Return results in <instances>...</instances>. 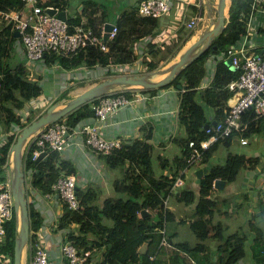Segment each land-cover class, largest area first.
I'll return each mask as SVG.
<instances>
[{
    "label": "trees",
    "instance_id": "trees-1",
    "mask_svg": "<svg viewBox=\"0 0 264 264\" xmlns=\"http://www.w3.org/2000/svg\"><path fill=\"white\" fill-rule=\"evenodd\" d=\"M114 1L116 3V0ZM254 2L255 0H231L229 22L223 32L174 81L163 86H178V84L183 86L181 89L179 122L185 128L186 135H177L173 138V141L178 144L181 154L176 156L175 166L162 165L163 168L170 170L171 175H157L152 165L154 147L148 141L135 139L132 143L126 142L121 150L103 155L111 168L122 167L127 164L123 176L117 178L114 182L116 195L108 196L103 202L97 203L95 200L97 198L96 194L91 193V190L82 191L79 189L78 195L81 199L82 210L67 209V212L62 216L59 227H66L72 223H77L80 226L79 233L72 235V241L76 245L89 247L90 242L88 240L103 241L107 244V252L98 264H165L159 260L150 259L149 254L152 252L139 254L137 246L149 239L151 235H154L156 240L152 251L155 253L159 249V243L163 235L155 230L158 227H166L172 219L171 211L164 203L165 197L169 195L178 196L185 203H193L197 199V193L192 188L181 189L178 193L176 190L171 191V188L179 173L189 166L187 163L190 152L189 141L193 139L199 144L200 141L208 138L202 126L211 122V120L206 115L205 108L198 98H205L203 103L215 108L214 119H221L224 106L232 95V92L227 88V84L238 77L239 70L228 69L224 74L216 72L211 87L204 89L203 93H200L198 86L206 75L205 62L207 59L213 54L226 52L229 47L237 44L246 33L247 25L245 21L252 12ZM42 5L58 7L61 10L71 6L69 0H42ZM83 5L82 10L76 9L79 5L72 6L74 11L67 19L70 31H73L74 27L81 23L84 14L88 16V24L99 30L108 21L117 23L119 31L115 37L104 38L109 45V51L104 52L99 47L90 45L80 49L71 58L59 54H47V64L51 65L58 61L67 69H72L83 64L89 67L97 64L105 66L110 64L111 61L117 64L132 63L138 58L132 45L133 42L155 34L157 28L161 25L159 18L139 14L137 4L132 5L130 8L124 7L119 14L114 13L115 4L109 7L102 0H83ZM17 6L19 5L0 0L1 10H11L17 8ZM242 13L244 14L243 17ZM183 38L180 35V39ZM18 39L13 23L0 16V72L4 76L3 88L0 91V113L3 114V116H0V121L3 122L7 133H9L7 139L0 144V183L7 178L6 168H9L10 148L18 136L15 133H10V130L14 127L13 124L21 121L16 109L25 108L27 101L43 93L42 85L29 78L28 70L23 64L14 67L7 62ZM215 45L217 48H215ZM155 46V44H150V50L153 54L158 53L160 49H156ZM150 65L148 70L157 67V63L151 62ZM221 66H223V63H221ZM157 89L154 88L151 91ZM126 94L130 96L129 91ZM93 113L90 102H87L65 116L63 120L69 125L75 126L85 118L92 116ZM243 118L248 121V134L263 130L264 118L257 117L253 109L247 110ZM152 136L153 133L149 132L147 138ZM233 144V138L228 137L215 141L203 150L204 163L209 170L199 183L197 212L201 216L212 214L213 207L217 206V201L208 197L214 188L213 183L216 179L222 178L232 182L238 178L242 169H255L262 166L260 157L264 155V152L257 156H250L245 153L229 151L226 153L224 161H216L217 159L213 156L219 147L225 146L229 149ZM160 158L162 162H169V159ZM27 166L33 172L32 186L44 194L51 190V185L57 180L62 171L66 173L75 171L72 162L61 158L60 153L57 151L52 152L49 158H43L39 162L29 156ZM143 210L147 211L143 213ZM105 218L110 219L112 225L103 224ZM31 220L33 229L38 230L42 223V216L33 207L31 209ZM16 221L14 211L13 217L6 222V235L0 242V255H7L11 264H14ZM208 225V221L202 218L196 219L192 223V227L201 241L208 237ZM89 234H92L94 238L89 239L87 237ZM180 247L197 251L199 247L204 248V244L199 243L198 247L195 248H191L187 244H180ZM244 250V240H236L228 255L221 259L220 263L236 264L243 255ZM7 264L9 263L7 262Z\"/></svg>",
    "mask_w": 264,
    "mask_h": 264
},
{
    "label": "crops",
    "instance_id": "crops-1",
    "mask_svg": "<svg viewBox=\"0 0 264 264\" xmlns=\"http://www.w3.org/2000/svg\"><path fill=\"white\" fill-rule=\"evenodd\" d=\"M230 1L228 0L227 9L230 7ZM133 2L137 4L139 0H129L128 6ZM120 4L123 6L122 9H118ZM120 4L114 5V13L117 11L119 14L127 5L123 1ZM199 4H201V9L205 13L203 22L199 23L195 28L197 29L195 34L199 35L200 32L210 25L212 18H217L219 0H172L169 12L159 18L161 25L157 28L156 33L133 42L132 45L138 58L129 63V65L134 68L133 70L136 73L151 71L148 70L151 62L157 63V67L153 70L160 69L163 67H160L161 65L171 62L180 54L183 48L181 46L184 44V38L180 39L181 28L183 30L186 29L185 22L190 20L200 9ZM255 4L256 9L254 10L252 24L248 27V32L246 33L247 39L244 40L246 34L243 35L239 45L245 44V47L248 48L246 50L250 52L253 50L264 52V0H256ZM74 5H79L76 9L82 10L83 1L80 0ZM63 10H67V17L74 11L72 6ZM86 21H88V16L84 14L81 22ZM168 40H170V43ZM18 42L19 40L16 41V44ZM16 44H14V47ZM150 44H155L156 49L160 48L158 53L153 54L151 52ZM15 48L20 64H23L26 69L28 68V72L33 70L31 65L26 64L27 60L22 45L17 44ZM164 51L169 52V55L162 57L165 53ZM11 54H13V51ZM227 58L223 51L213 54L207 59L205 62L206 75L198 86L200 93L204 90L203 87L205 89L211 87L216 72L224 74L228 69L238 71L236 66V68H233L231 65L226 64ZM7 62L10 64V59ZM221 63H223V66L220 67ZM35 64H37V68L34 67L37 73L45 68L39 62ZM19 65H14V67ZM53 67L52 65L46 66V69H53ZM115 67H117V63L113 61L105 66L97 64L89 67L83 64L72 69H67L64 66L56 67V84L62 78L67 81L77 79L82 73V69L96 83L109 74H115V70H113ZM75 69H81V71L75 72ZM40 83L43 85V82ZM181 89L174 85L158 88L155 91L142 88L128 89L130 97L135 98V101L123 107L118 115L109 118L107 124L101 128L102 134L106 138L121 137L126 139V141L135 139L148 141L154 147L152 165L157 175H171L170 170L163 168L162 165L165 164L171 167L176 165L175 158L181 154V150L178 144L173 141V138L177 135H186L185 128L179 122ZM140 92L146 93L145 97L136 99ZM42 95L44 93L40 96ZM198 99L204 106L208 118L210 120L214 119L215 108L203 103L201 98ZM84 122H95L94 113L81 123ZM149 132L153 133L151 138H147ZM260 135L264 139V130L260 132ZM6 136V127L0 121V144L7 139ZM233 141L239 142L237 140ZM233 145L236 144L234 143ZM229 149L221 146L213 157L219 158L222 150L225 155L230 151ZM257 152L259 151L253 150L254 155ZM60 156L74 165L75 171L73 173L78 178V190H91V193L96 194V199L102 198V202L106 197L116 195L114 182L117 178L123 176L127 164L122 167L111 168L103 155L90 154L80 146H73ZM221 156L223 155L221 154L220 158ZM160 157L169 159V162H162ZM261 158L264 159V155ZM261 164L262 166L255 169L244 168L240 171L235 181H226L223 187L217 188L215 186L213 188L208 196L217 201V206L213 207L212 214L201 216L197 212V199L199 197V187L197 188V186V199L193 203H185L178 196L169 195L168 209L171 211L172 219L165 228L170 245H161L160 242L159 249L154 253L152 248L155 244L156 236L151 235L149 239L137 246L139 254L143 253L141 251L142 245L147 242L145 254L152 252L156 255V260L165 264H221L220 260L228 255L236 240H244L245 250L236 264H264V162ZM203 165L206 167L205 163ZM201 167L203 166L193 165L183 169L185 170L183 175L185 176L186 184L176 190L177 193L181 189H191V187H187V183L189 184L187 172L190 170H193V180L199 185L195 171ZM6 171L8 174L7 168ZM182 172L179 173V176ZM31 193L32 201L30 207L31 209L33 207L42 216V223L37 232L49 250L54 264H70L68 259L61 254V245L72 240V235L79 233V224L72 223L66 227H59L62 216L67 210L59 205L56 194L48 198L46 193L44 194L34 187ZM199 218L207 220L209 223L208 237L203 241L197 236L196 231L192 227L193 221ZM103 224L110 226L112 221L105 218ZM87 237L89 239L94 238L92 234ZM88 242H90L89 247H96L97 249L93 252L90 262L87 264H98L107 252V244L96 240H88ZM199 243L204 244V248L199 247L197 251L180 247V244H187L191 248H195L198 247ZM7 262H9V257L0 255V264H7Z\"/></svg>",
    "mask_w": 264,
    "mask_h": 264
},
{
    "label": "built area",
    "instance_id": "built-area-1",
    "mask_svg": "<svg viewBox=\"0 0 264 264\" xmlns=\"http://www.w3.org/2000/svg\"><path fill=\"white\" fill-rule=\"evenodd\" d=\"M4 1L19 5L11 10L0 9V16L8 22H12L14 30L19 32L18 38L23 44L27 65L32 66L39 62L47 66V54H59L71 58L80 49L90 45L97 46L104 52L109 51V45L104 40L105 25L99 30L86 21L76 25L74 30L70 31L67 20H63L56 13L51 14L48 11L49 8H56L57 11H61L58 7L42 5V0ZM171 5L172 0H139L137 3L139 14L154 18H161L168 13ZM199 6L200 9L196 14L185 22L187 30H193L199 23L203 22L205 13L201 9V4ZM255 9L256 4L254 2L252 12L245 21L246 33L252 24ZM241 15L244 16L243 13ZM111 22L114 25L109 38L115 37L119 31L117 23ZM246 39L247 34L244 40ZM240 42L229 47L225 52V55L231 58L232 64L239 70L238 77L227 84L232 95L224 106L221 119H213L216 120V123L211 120L202 126L208 138L200 141L199 144L193 139L189 141L190 152L187 157L189 166L198 165L204 168L203 150L219 139L231 137L233 140L239 141L241 145L248 146L251 142L250 137L255 136L257 132L247 133L248 121L243 118L247 110L253 109L257 117L264 118V52L258 50L250 52L246 50L248 48L245 47V44L239 45ZM51 65L55 68L63 66L58 61ZM133 69L131 65L126 63L117 64L113 70L120 72V74H134L136 72ZM3 77V73L0 72V91L3 88ZM203 89L205 88L203 87ZM127 91L128 89L113 91L89 101L94 112L95 122H84L72 126L60 119L39 128L29 137L24 147L23 170L30 213L33 172L27 166L29 156L33 160H37L42 153H45L44 157L49 158L52 152L57 151L61 155L73 146H80L88 153L96 156L108 155L121 150L126 142L132 143L134 141H126L121 137L106 138L101 132V128L107 124L109 118L118 115L123 107L135 101V98L126 94ZM145 95L146 93L140 92L136 99H142ZM201 99L202 102H205V98ZM256 154L259 155L260 153L257 152ZM7 170L6 180L0 183V242L6 235V222L13 217L15 211L12 180L9 168ZM184 171L175 180L171 191L178 190L186 184ZM213 186L215 187V181ZM77 187V176L74 173L62 171L51 185V190L46 193V196L51 198L54 194H58L57 199L63 209L82 210ZM168 199L169 196L164 198L166 207H168ZM155 231L163 235L161 245H170L165 227H158ZM96 249V247L78 246L69 240L62 243L61 254L68 259L70 264H87ZM26 252L28 264H54L49 250L42 242L37 230L33 229L32 220ZM149 256L150 259L156 257L154 254H149Z\"/></svg>",
    "mask_w": 264,
    "mask_h": 264
},
{
    "label": "water",
    "instance_id": "water-1",
    "mask_svg": "<svg viewBox=\"0 0 264 264\" xmlns=\"http://www.w3.org/2000/svg\"><path fill=\"white\" fill-rule=\"evenodd\" d=\"M227 7L228 0H219L217 18H212L210 25L200 32L199 35L196 36L197 38L194 42H192L181 54H179L177 60L172 64L167 74H161L160 69H156L144 73L105 76L102 80L92 84L88 88L84 89L80 94L71 98L65 105L60 106L57 102L51 104L45 113L41 114L38 118L32 120L28 125L22 128L15 142L11 145L9 161V171L15 201V214L17 218V234L14 245V264H23L24 262V252L26 251V246L29 242L31 229V213L26 196L25 172L23 170L24 147L29 137L39 128L63 119L80 106L101 95L110 93L113 89L120 87L121 89H154L170 84L185 68H187L204 51H206L212 45L213 40L223 32L228 23L226 14ZM48 11L51 14L56 13L57 16L63 20L68 19L67 10L57 11L56 8H49ZM113 25L114 24L111 21L106 22L104 32L105 39L109 38ZM16 36H19V32H16ZM215 48H217L216 45ZM225 62L233 68H236L233 66L230 57H228ZM178 87L182 88L183 86L182 84H178ZM213 123H216V120H213ZM44 156L45 153H42L36 162L42 160ZM47 158V156L44 157V159ZM208 170V167H204L195 171L198 183H200L202 176ZM225 182V179L218 178L215 180V186L217 188H221L224 186ZM56 197H58V194H56ZM146 211L147 210H143V213ZM146 247L147 242L142 245L141 251H143V253H145Z\"/></svg>",
    "mask_w": 264,
    "mask_h": 264
},
{
    "label": "rangeland",
    "instance_id": "rangeland-1",
    "mask_svg": "<svg viewBox=\"0 0 264 264\" xmlns=\"http://www.w3.org/2000/svg\"><path fill=\"white\" fill-rule=\"evenodd\" d=\"M79 1L80 0H69V4L71 6H75L74 4H76ZM102 1L106 4H108L109 7H112L114 4H117V3L120 4L122 1L127 4L126 5V7H127L128 2H129V0H125V1L124 0H116V3H114L115 2L114 0H102ZM132 5H136V4L133 2L132 4H129L128 8H130ZM83 6L81 8H83ZM122 7L123 6L120 4L118 9H122ZM115 13H118V12L116 11ZM226 14H227V21H229V9H227ZM216 16H217V14H216ZM185 30H183L181 28V35L184 37V44L182 45L183 48L188 43H190L189 41H191L192 38H194V36H198V34H195L196 33L195 31L197 29H193V30L185 29ZM169 41L170 40H168V42ZM19 42L17 44H20V46L22 45V47H23L22 42L20 40H19ZM15 44H16V42H15ZM17 44H16V46H17ZM15 47L13 48V54H11V57L8 58V60L10 59V65L11 66L20 64V62H19L20 59L18 58V55L15 53L16 52ZM23 50H24V48H23ZM166 55H169V52H165L162 57H164ZM13 56H14V58H13ZM34 65L35 66H31V67H33V70L28 72V76H29V78H31V80L35 81L36 83L43 82L42 90H43L44 95L34 97L31 100L27 101L26 106L23 109H16V113L21 118V121L19 123L16 122L13 124L14 127H12V129L10 130L11 134L15 133L18 135L21 132L22 128L24 127L23 126L24 124L28 125L32 120L38 118L41 114L45 113L51 104L57 102L60 104V106H63L71 98L77 96L85 88H88L89 86H91L94 83L93 80H91L92 77L87 76L86 71L84 69H82L83 71H82V73H80V75L78 76L77 79L67 81L66 79L62 78V80H61L62 82L59 81L60 80L59 79L58 84H56V69H55V67H53V69H51V68L46 69V65H43L45 67L43 69V71L37 73V70L34 68V67H36L37 64H34ZM164 65H166V64H164ZM164 65H161L160 67H162ZM47 66H51V65L48 64ZM75 70H74L75 72L81 71V69H79V70L75 69ZM117 74H120V72L115 71V74L113 73V74H109V75H117ZM117 90H121V87L117 88V89H113V91H117ZM113 91H110V92H113ZM1 115L3 116L2 113H0V116ZM7 134H9V133H7ZM6 138H7V136H6ZM250 141L251 142L249 143L248 146H243L239 142L235 141L234 143L236 145L231 146L229 150L232 152H244L247 155H254L253 154L254 149L259 151L260 154H261V152H264V139L262 138V135H260V132H257V134L255 136L250 137ZM221 154L223 156H221V158H220ZM221 154L219 155V158L218 157L216 158L217 159L216 161H219V160L224 161L225 160L224 157L226 154L224 155L223 150L221 151ZM260 159H261V162L263 163L264 159L261 157H260ZM187 178L189 180V184L187 183V187H191L193 190L197 191L196 189L199 187V185L196 184L195 180H193V170H190L189 172H187ZM196 186H197V188H196ZM82 191H84V190L82 189ZM95 200L97 203L102 202V198L101 199L98 198ZM24 259H25L24 264H28L26 251H25ZM8 263L11 264V262H8Z\"/></svg>",
    "mask_w": 264,
    "mask_h": 264
},
{
    "label": "bare ground",
    "instance_id": "bare-ground-1",
    "mask_svg": "<svg viewBox=\"0 0 264 264\" xmlns=\"http://www.w3.org/2000/svg\"><path fill=\"white\" fill-rule=\"evenodd\" d=\"M197 37L195 36L191 41H189L190 43L194 42V40ZM190 43H188L180 52V54L190 45ZM179 56V55H178ZM178 56L176 58H172L173 60H171V62L167 63L165 66H163L162 68H160V73L161 74H167V72L169 71V69L171 68L172 64L177 60ZM160 78V77H159ZM24 256H25V252H24ZM25 260V259H24ZM24 264V262H23Z\"/></svg>",
    "mask_w": 264,
    "mask_h": 264
},
{
    "label": "clouds",
    "instance_id": "clouds-1",
    "mask_svg": "<svg viewBox=\"0 0 264 264\" xmlns=\"http://www.w3.org/2000/svg\"><path fill=\"white\" fill-rule=\"evenodd\" d=\"M229 22V21H228ZM19 37V36H18ZM256 156V155H255Z\"/></svg>",
    "mask_w": 264,
    "mask_h": 264
}]
</instances>
